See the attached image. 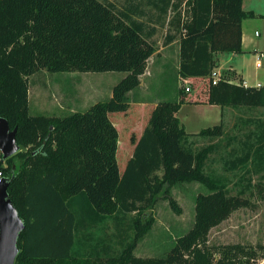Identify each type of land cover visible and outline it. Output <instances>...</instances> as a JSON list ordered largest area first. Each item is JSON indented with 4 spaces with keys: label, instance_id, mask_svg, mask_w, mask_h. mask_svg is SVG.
Listing matches in <instances>:
<instances>
[{
    "label": "trees",
    "instance_id": "1",
    "mask_svg": "<svg viewBox=\"0 0 264 264\" xmlns=\"http://www.w3.org/2000/svg\"><path fill=\"white\" fill-rule=\"evenodd\" d=\"M27 2L26 75L48 70L122 71L126 76L114 85L111 97L95 102L86 111L65 116L34 115L28 92L14 93L10 89L17 67L8 46L0 42V116L8 119L11 129H18L17 141L21 145V151L6 159L7 166L0 163L1 177L11 179L9 194L26 223L19 238L21 251L15 264L137 261L133 250L155 221L153 216L147 218L148 212L151 213L147 210H153L163 199L176 213H182L173 189L193 182L205 188L197 195L196 221L158 261L248 264L255 254L237 261L240 245L222 249L220 260L214 263L210 230L241 199L228 196L226 185L206 174L210 146L194 150L184 145L185 139L192 135L221 138L225 135L224 127L215 124L197 134H189L178 117L186 102L264 107V86L236 85L224 77L213 83L214 68L218 64L216 54L242 49V22L254 16L252 11L244 10V0H149L160 11L159 19H166L171 9L175 11L170 24L177 31L169 35L168 42L179 36L180 61L176 75L184 85L189 83L193 87L200 80L207 89L198 99L178 88L175 97L163 99L149 113V105L137 106L140 117L148 115V120L140 132L132 131L140 133L139 137L131 132L133 147L129 153L124 144L123 153L128 160L123 171L117 153L118 124L123 125L124 118L121 115L114 120L111 114L122 112L127 116L132 109L136 100L130 93L141 86V74L157 50L154 39L157 27H149L152 20L134 17L144 14L143 11L118 9L111 1ZM3 4L4 0H0V14ZM137 124H141V119ZM258 137L264 141V133ZM83 201L104 215L118 211L145 212L143 220H136L135 242L120 257L111 258L107 263L75 255L77 215L74 208L82 207Z\"/></svg>",
    "mask_w": 264,
    "mask_h": 264
},
{
    "label": "rangeland",
    "instance_id": "2",
    "mask_svg": "<svg viewBox=\"0 0 264 264\" xmlns=\"http://www.w3.org/2000/svg\"><path fill=\"white\" fill-rule=\"evenodd\" d=\"M102 1L114 2L118 9L127 11L139 9L144 14H137L134 17L143 21L152 20L148 25L157 27L154 39L158 52L152 56L147 65L155 70L163 63V53L167 52L170 67L166 70L172 72L173 67H176L180 60L179 36L175 39V43L170 42L171 45H168L169 35L177 31L170 24L175 11L171 9L166 19L164 17L159 19L160 11L150 4L149 0ZM28 25L27 0H4L3 11L0 14V42L8 46L12 61L17 67L10 89L14 93L24 90L28 92L32 114L65 116L74 111H86L95 102L108 99L112 86L126 75L122 71L51 72L48 70L26 75L24 65L27 55ZM151 76L141 77L142 80L145 79L143 91L146 94H142L143 98L152 102L157 100L162 92L164 93L158 102L164 98H173L169 97L174 89L173 75L169 78L168 74L157 76V80L149 82L147 79H151ZM180 84L181 90L198 99L203 97L202 94L205 95L207 89L205 82L200 80L193 84L191 91H186L182 79ZM139 105L133 103L127 116L122 112L111 114L114 120L121 118V115L124 118V124H118L120 144L117 157L121 171L124 170L128 160L123 153L124 144H127L129 153L133 147L131 132L133 130L140 132L144 122L148 120V115L140 117L137 112ZM226 107L227 111H224L221 119L217 109L184 105L179 117L186 123L187 130L191 134L215 124H222L225 132L223 137L216 139L192 135L185 139L184 145L194 150L210 146V155L205 166L206 174L224 183L228 196H237L242 200L236 204L237 206H233L235 208L232 207L226 218L210 230L209 245L214 254V263L220 260L222 249L240 245L237 261L241 258L247 259L251 253H254L248 264H264V149L262 148L264 141L258 137L260 133H264V107L225 106V109ZM149 110L151 105L148 107V113ZM140 119L141 124L138 125L137 121ZM137 131L132 134L139 137L140 133ZM2 165L5 167L7 163ZM203 191L205 188L198 182L184 183L175 187L173 195L183 209L180 214L163 199L153 210H147L151 212L150 214L148 212L147 218L153 216L155 221L133 250L138 260L128 264H164L158 260H161L162 256L172 248L179 236L193 227L197 214V195ZM72 207L76 206L72 205ZM74 210L77 215L75 255L107 263L111 258L120 257L128 246L135 242L136 220H143L146 217L145 212L118 211L111 215L99 214L84 201L82 207ZM151 259L157 262L150 263Z\"/></svg>",
    "mask_w": 264,
    "mask_h": 264
},
{
    "label": "crops",
    "instance_id": "3",
    "mask_svg": "<svg viewBox=\"0 0 264 264\" xmlns=\"http://www.w3.org/2000/svg\"><path fill=\"white\" fill-rule=\"evenodd\" d=\"M243 8L247 12L252 11L254 16L245 18L242 22V49L239 52H218L216 54L218 64L214 68V72L222 75L224 78H227L230 83L243 85L245 87L260 88L261 86H264V64L263 66H260L257 55L259 52H264V0H244ZM172 43H175V40H173L171 44ZM171 44L169 43L168 45ZM163 59V63L159 64L155 70L151 69V75L153 77L148 75L151 76V79L149 78L147 80L150 82L157 80V76L161 77L165 74H168L169 78L173 75L174 89L170 92L169 97H175L178 94V88L181 85L180 77L176 75L179 62L176 67H173V72H169L166 70L170 67L169 54L167 52L163 53ZM164 70L166 73H164ZM144 83L145 79L142 80L141 78V86L139 89L135 92H131L130 94L133 96L134 100H136L133 103H138L143 107L151 105V109L153 110V108L159 103L158 99H160L164 92L159 94V98H157V100H153L152 102L146 101L142 95L146 94L143 91ZM155 85H157L156 82ZM113 87L114 86H112L110 92V97L112 96ZM186 104L195 107L217 109L220 112L221 119L223 118L224 111H227V107L225 109V107L217 104L186 102L181 106V109L178 112V117L183 106ZM181 122L184 124L186 131L191 134V132L187 130L186 123L182 120ZM198 132H200V130ZM198 132L195 133L197 134Z\"/></svg>",
    "mask_w": 264,
    "mask_h": 264
},
{
    "label": "water",
    "instance_id": "4",
    "mask_svg": "<svg viewBox=\"0 0 264 264\" xmlns=\"http://www.w3.org/2000/svg\"><path fill=\"white\" fill-rule=\"evenodd\" d=\"M17 128L11 129L7 118L0 116V150L4 158L21 151L17 141ZM11 179L0 178V264H15L21 251L19 238L26 227L19 209L14 204L8 188Z\"/></svg>",
    "mask_w": 264,
    "mask_h": 264
},
{
    "label": "built area",
    "instance_id": "5",
    "mask_svg": "<svg viewBox=\"0 0 264 264\" xmlns=\"http://www.w3.org/2000/svg\"><path fill=\"white\" fill-rule=\"evenodd\" d=\"M257 57H258V63L260 64V66H263V64H264V52H259ZM151 59H152V57H150L148 61H150ZM147 75H151V69L148 65H147L145 71L141 74V77L147 76ZM222 78H223L222 75L214 72L213 83L214 84L218 83V81L221 80ZM185 86H186L185 87L186 91H191L192 87L189 83L185 84ZM0 163H6V159L4 158L3 152L1 150H0ZM1 176H2V172H0V177Z\"/></svg>",
    "mask_w": 264,
    "mask_h": 264
}]
</instances>
